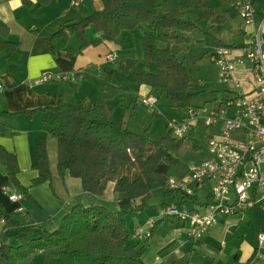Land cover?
Listing matches in <instances>:
<instances>
[{
  "label": "trees",
  "instance_id": "trees-1",
  "mask_svg": "<svg viewBox=\"0 0 264 264\" xmlns=\"http://www.w3.org/2000/svg\"><path fill=\"white\" fill-rule=\"evenodd\" d=\"M48 1L36 0L33 13L39 15ZM226 1L229 3L226 12L236 16L231 0ZM23 2L28 4L27 0ZM102 4L100 10L79 21H66L52 32L51 50L64 47L71 35L80 39L77 49L80 51L88 45L111 42L122 32L140 29L144 64L153 65L155 70H146L133 56L123 58L116 70L129 75L136 86L144 84L151 90L163 92L171 106L191 107L194 93L190 69L178 58L181 44L188 42L184 34L195 28L197 22H204L217 36L225 15L216 12L204 0H102ZM89 26L98 32L92 39L86 37ZM7 36V27L0 23V51L5 52L9 70L15 71L21 58L15 43ZM102 72L100 80L94 81L100 98L74 104L59 98L55 105L42 110L53 112L52 120L45 122L44 128L56 140L58 174L79 178L83 190L96 197H102L106 184L112 182L119 196L117 211L74 205L52 231L39 230L4 216L0 230V264H18L36 252L40 255L39 264H138L144 247L129 244L127 212L142 209L155 189L166 199L162 203L166 210L175 193L166 187L168 178L188 174L189 168L180 155L198 148L194 139L188 136L178 139L167 127L156 139L148 134V128L133 132L123 122L116 124L112 111L119 96L128 90L113 83L114 69L106 67ZM115 99L111 106L107 105V101ZM34 155L33 168L37 175L31 185L50 177L43 141L35 146ZM0 165L12 186L22 195L26 194L27 188L20 186L16 179L19 168L15 154L0 147ZM11 237L18 244L8 242Z\"/></svg>",
  "mask_w": 264,
  "mask_h": 264
},
{
  "label": "crops",
  "instance_id": "crops-1",
  "mask_svg": "<svg viewBox=\"0 0 264 264\" xmlns=\"http://www.w3.org/2000/svg\"><path fill=\"white\" fill-rule=\"evenodd\" d=\"M27 1L28 4L23 0H0V23L7 27V38L15 43L21 58L17 69L11 71L5 60V52L0 51V83L3 85V90L0 91V147L15 154L19 168L17 182L27 188V193L19 201H10L3 187L8 186L9 192L19 190L12 186L0 165V230L4 216H9L22 224L33 225L36 229L52 231L74 205L101 206L109 211H117L119 196L112 182L106 184L102 197H96L83 190L79 178L67 173L58 174L56 140L44 128L45 122L52 120L53 112L42 108L55 105L59 98L69 103L85 100L88 94L95 99L100 98V90L94 81L100 80L104 68L114 69V61L119 57L122 60L134 56L141 64V31L135 29L133 32H122L111 42L102 41L96 45H88L80 51L77 50L80 39L71 35L64 47L52 51L50 34L66 21H79L100 10L103 6L102 0H83L77 6L71 5V0H49L39 15L33 13L36 0ZM254 6L255 23L245 24L236 15L239 28L235 35H244V40L226 44L227 46L240 47L249 43L258 23L264 30V0H256ZM90 30V26L87 27L86 31ZM95 32L94 37L98 35L96 30ZM136 52H140L142 57L141 54V58L138 57L139 54L136 57ZM239 52L238 48L234 50V54ZM125 53L126 57L121 56ZM107 54H110V59L106 58ZM238 66H241L238 71L242 75L241 87L247 91L252 88L248 66ZM43 70L74 71L76 76L71 80H52L36 84L34 79ZM113 83L117 85V82ZM243 86L247 88L244 89ZM229 87L232 93L231 85ZM135 90L137 92H133L132 99L126 97L130 91L120 95L115 107L123 106L131 111L139 109L138 105L142 103L137 101V94L142 97L152 94L150 87L144 84L136 86ZM226 98H222L220 102ZM126 99V104L130 106L125 104ZM165 128L166 124L164 130ZM212 129L215 134L216 129ZM41 141L45 145L50 177L40 184L31 185V180L37 175V170L33 168L34 149ZM207 183L210 182H204L201 186L192 184L194 193L192 196H185L184 200L179 193H174L170 204L183 211L185 203L191 202L193 205L186 210L203 212L210 201L211 183L203 201L198 203L196 198L197 192ZM164 201L166 199L162 194L154 199L150 197L142 209L129 211L125 216L130 235L129 244L144 247L138 264H247L254 257L257 233L264 231V211L259 206L242 212L218 215L214 225L199 238L193 239L187 235L182 223L165 213L162 205ZM135 229H139L140 234L133 238L131 234ZM258 260L264 262V258Z\"/></svg>",
  "mask_w": 264,
  "mask_h": 264
},
{
  "label": "built area",
  "instance_id": "built-area-1",
  "mask_svg": "<svg viewBox=\"0 0 264 264\" xmlns=\"http://www.w3.org/2000/svg\"><path fill=\"white\" fill-rule=\"evenodd\" d=\"M83 0H71V5L77 6ZM237 15L245 24L255 23V6L253 0H233ZM264 18V8L262 11ZM240 51L234 54V50ZM211 60L217 67V80L229 83L232 87V97L220 102L218 107H188L187 118L166 121V127L178 139L185 137L186 132L197 119H202L205 126H212L216 133L209 136L207 150L211 157L189 169L187 175L181 178H170L169 188H178L187 195L194 193L195 186L204 182L211 183L210 201L203 212L196 210L179 211L175 206L165 210L167 215L175 217L182 223L190 238H199L216 223L218 215L242 212L248 208L259 206L264 211V30L258 23L255 26L252 39L240 47L218 44L211 53ZM110 59V55L106 56ZM246 64L252 88L244 91L241 82L232 77L235 67ZM74 71L43 70L34 79L36 84L57 80L74 79ZM248 77V76H247ZM247 80V78L245 79ZM3 85L0 83V91ZM141 103L157 109V98L147 94ZM230 110L228 115L226 111ZM222 122L219 128L218 122ZM3 190L8 193L12 202L19 201L23 195L20 192H9V187ZM21 210L20 207L17 208ZM140 234L135 229L132 237ZM148 235V233H147ZM264 231L257 233L255 255L247 264H264L258 259L264 258Z\"/></svg>",
  "mask_w": 264,
  "mask_h": 264
},
{
  "label": "rangeland",
  "instance_id": "rangeland-1",
  "mask_svg": "<svg viewBox=\"0 0 264 264\" xmlns=\"http://www.w3.org/2000/svg\"><path fill=\"white\" fill-rule=\"evenodd\" d=\"M206 4L211 6L216 12L223 13L225 15V22L221 33L219 35H215L212 29L208 24L204 22H197L195 28H193L188 34H184L188 37V42L182 43V50L178 54V58L184 62V64L190 69V74L192 77V92L194 93L191 105L193 107H208L214 108L220 105V100L222 98H231L232 93L230 91V85L227 83H221L217 81V67L215 63L211 60V53L217 44H235L240 43L244 40V35H235L236 29L239 28V21L236 16L232 17L230 13H227L226 10L229 7V3L226 0H204ZM233 0H231L230 5L232 9L236 13L233 7ZM237 15V13H236ZM189 17L192 18V14H189ZM90 31H86V36L88 39L90 37H94L95 28L90 26ZM248 31V36H249ZM246 35V34H245ZM74 39V38H73ZM140 46V43H139ZM161 46V43H159ZM139 54V55H138ZM140 52H136V57H140ZM110 55V54H107ZM106 55V56H107ZM134 55V54H133ZM126 57V53L121 55ZM111 57V56H110ZM134 57V56H133ZM142 57V54H141ZM140 57V58H141ZM135 58V57H134ZM120 57L114 61V73H112V80L117 82V85H121V87L127 89L128 94L126 97L132 99L133 92L136 94V84L131 80L130 76L119 72L115 67L120 62ZM141 64L148 71L153 72L155 67L153 65H145L144 60L141 58ZM241 66H236L234 71L232 72V77L238 81H242V75L238 73ZM89 78V77H87ZM244 89L247 87L243 86ZM90 91V90H89ZM125 95V94H123ZM122 95V96H123ZM147 95V94H146ZM157 97L156 107L158 111L152 114V108H149L147 105L139 104L136 110L131 111L130 109H126L123 106L115 107L112 111V118L116 124L124 123L130 130L134 132H142L145 128H148L149 134L154 136L156 139H159L163 132L164 127L167 120L176 119L181 120L187 118L186 109L171 106L166 99V96L163 92L158 90H152V94ZM99 96V93L98 95ZM96 96V97H97ZM145 96V95H144ZM87 99L85 101L92 102L94 101V97L88 94L86 96ZM101 97V93H100ZM143 97L137 94V101L141 102ZM84 101V100H82ZM115 100L107 101V105L111 106ZM74 102V103H78ZM127 99L125 100V104L127 103ZM73 103V104H74ZM127 105V104H126ZM130 106V105H127ZM229 115L230 110L226 111ZM222 122L220 121L217 125L219 128ZM215 130L212 127L205 126L202 119H197L192 123L190 129L186 132L185 136H188L196 142L198 148L196 150H186L180 155L181 160L188 166L191 167L200 164L201 162L209 159L211 155L207 150V140L208 136L212 135ZM187 175V174H186ZM175 178V177H170ZM168 178V180L170 179ZM166 182V187L169 190H174L175 193H179L182 196H192L185 194L181 189L169 188ZM210 183H207L202 190L197 192V202H201L204 199V195L209 191ZM161 191L159 189L153 190L151 199L161 196ZM191 205V202H186L183 209H188ZM174 206L169 205L168 207ZM191 210V209H189ZM128 219V218H127ZM132 236V234H131ZM8 242H11L12 245H16L17 240L14 237H11ZM40 255L38 252L31 255L29 258L21 260L18 264H39Z\"/></svg>",
  "mask_w": 264,
  "mask_h": 264
}]
</instances>
